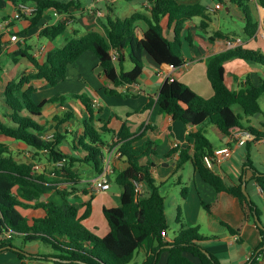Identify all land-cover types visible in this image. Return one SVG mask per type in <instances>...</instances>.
<instances>
[{
	"label": "trees",
	"instance_id": "16d2710c",
	"mask_svg": "<svg viewBox=\"0 0 264 264\" xmlns=\"http://www.w3.org/2000/svg\"><path fill=\"white\" fill-rule=\"evenodd\" d=\"M15 8L20 4L36 6L37 12L31 18L30 29L43 25L47 11L68 13L75 6L74 2L61 0H3ZM152 8L150 16L136 13L124 20L110 21L105 26V34L89 32L85 35L75 34L59 48L48 52L43 62L38 61L22 50L17 55L27 59L34 67V72L22 75L18 80H11L4 92V115L0 117V136L20 142L31 147L36 155L45 154L48 163L55 165L64 162L62 167H55L54 175L63 182H49L45 175L39 172L35 164L18 162L10 147L0 142V252L11 250L19 260H24L28 254L14 246V241L20 238L24 243L42 242L52 249L48 256H32L52 264H130L136 253L143 249L147 258L143 264H159L162 255H167L166 264H221L218 258L203 246V238L199 228H185L178 210L177 223L180 225L178 234L172 241L166 240L169 222L166 215V197L152 174L156 167L154 159L168 160L179 155L177 171L190 163L202 180L214 188L217 193H228L239 200L249 214L261 222V212L242 191L243 181L238 185H227L222 177L205 165V156H213L214 151L210 140L206 137L203 127L217 130L223 137H233L237 132L247 130L254 141L247 145L248 151L252 144L264 140L263 130L251 124L250 118L263 113L260 100L264 99V80L259 85L248 83L245 89L234 91L226 83L225 64L232 60H243L264 68V52L244 45H239L223 53L211 57L207 61V76L213 87L214 96L205 99L178 80H167L160 89L157 106L159 112L170 116L185 126L196 127L190 133V145L177 146L167 154L157 151L158 143L145 140L138 144L145 133L136 134L125 122L117 134L113 144L118 148L128 167L119 172L115 183L122 188L121 205L118 208H104L103 214L109 224L110 232L106 237H99L85 225L92 213L91 202L84 204L85 211L80 215V207L70 201L74 192L69 188L59 189L56 193L59 203L43 202L41 199L48 193V185L77 184L79 174L75 170L77 163L91 166L97 174L104 172L105 142L102 133L108 132L106 124L98 126L102 120L95 119L93 100L86 95H61L37 103L34 99L36 88L33 82L45 80L50 86L56 87L67 79L68 69L74 66L87 52L92 53L103 67V74L113 85L107 89L109 96L126 99L131 94H123L117 89L137 84L144 72L143 57L149 55L157 64H166L173 68H181L184 64V43H192L191 36H184L186 23L194 18H202L200 28L207 30L212 21L211 14L202 4L186 5L177 0H150ZM219 1L221 0H213ZM249 0H230L244 14L245 34L253 37L257 33L258 23L254 20L248 5ZM264 9V0H257ZM167 18L168 27L174 29L171 38L165 33L163 20ZM144 20L148 31L142 40L135 35V24ZM67 30L64 22L47 26L41 30V37L54 40ZM25 31L19 33L20 35ZM216 39H233L219 32L210 37ZM128 50L129 59L133 65L131 71H124V51ZM1 51V48H0ZM118 54L120 65L114 58ZM70 99L79 100L86 110L83 120V134L77 146L84 156L78 158L65 153L61 144L65 136L59 127L73 119L72 113L55 118L56 130L53 139L45 137V127L39 122L43 110L48 104L63 105ZM154 100L146 106L151 108ZM240 106L242 114H237L233 107ZM250 153V152H249ZM247 167L253 171L257 185L264 195V174L252 166L250 156ZM248 170L244 171V174ZM143 184V192L137 197V185ZM75 189L73 188V191ZM187 189H183L186 197ZM35 203L34 206L30 204ZM210 213V206L203 204ZM40 208L44 211L42 218L30 221L21 213V209ZM257 224V222H256ZM257 228L262 237L261 246L255 251L248 264H256L264 255V224ZM232 234L237 231L228 226Z\"/></svg>",
	"mask_w": 264,
	"mask_h": 264
},
{
	"label": "crops",
	"instance_id": "0c3cea01",
	"mask_svg": "<svg viewBox=\"0 0 264 264\" xmlns=\"http://www.w3.org/2000/svg\"><path fill=\"white\" fill-rule=\"evenodd\" d=\"M61 1L74 2L75 6L66 13L69 16V23L65 33L57 39L50 40L41 37V30L61 22L55 17L53 10L45 13L43 25L37 28L30 29V21L23 19L11 21L9 28L6 29L3 23L12 18L15 7L0 0V117L3 121H6L4 115L7 109L4 106V92L7 84L11 80H18L22 75L32 73L35 70L32 64L27 59L17 55V52L29 49L26 50L29 54H32L38 61L43 62L50 50L59 48L58 45L62 47L75 34L80 36L89 32L105 34V26L110 21L124 20L136 13L150 16L152 8L150 0ZM177 1L180 4H202L206 6L212 18L209 28L207 30L200 28L202 18H194L186 23L183 34L185 37L190 35L192 43L186 41L184 43V64L181 68L176 69L166 64L159 65L149 55L145 54L143 57L144 72L138 83L117 89L123 94L135 96L123 99L107 95L106 90L113 88V85L105 77L103 70H98L100 67L99 61L89 52L85 53L74 66L69 67L67 79L56 87L50 86L45 80H36L32 83L36 88L34 99L37 103L61 95H86L94 102L95 119L103 121L98 126L102 127L106 124L108 132L102 133V139L105 142V146L102 148L104 172L97 174L91 166L77 163L75 170L79 174V182L77 184L66 183L70 185L69 191L74 192L69 199L75 206L80 207V215L85 211L84 204L91 202L92 213L89 219L84 221V225L101 238L106 237L110 232L109 224L103 214L104 208H118L121 205L122 188L115 183V177L119 172L127 169L128 164L123 157L115 154L118 148L113 147V144L124 123L128 124L133 133L139 135L145 133V137L138 144L148 139L156 141L158 143L157 151L162 155L167 154L177 146L182 148L189 146L190 133L196 131L197 128L173 121L170 116L159 112L157 99L163 84L167 80H178L197 91L201 97L210 99L214 96L213 87L207 76V61L211 57L239 45L264 52V9L257 3V0H249L248 5L254 20L258 23V30L255 36L246 38L240 37L231 30H221L223 13H226V17L241 19L245 25L242 10L237 5L232 4L230 0H221V2L213 0ZM1 14L4 15L1 16ZM167 25V18H164L165 33L172 38L174 29L167 28ZM148 27L144 20H139L135 24V35L138 39L142 40L144 38ZM211 29L214 31L211 32ZM23 31L26 33L20 35L19 33ZM217 32L228 36L235 42L230 43L228 39H216L211 42L210 37ZM11 35H18L20 41L12 43L10 41ZM238 40H240V43H237ZM28 41L32 42L33 45H28ZM42 48H45V53L36 58L35 52ZM11 54L13 56L11 59L6 58L3 61L2 57L4 55L11 56ZM113 55L119 66L118 54L113 52ZM123 55V69L126 72L131 71L133 65L129 59L128 50H125ZM227 64L225 66L226 83L234 91L245 89L248 83L259 85L264 80V68L259 65L237 59L227 62ZM151 100H154L155 103L151 108L145 109ZM66 113H73V119H71L73 121H68L59 127L60 132L65 136L61 148L67 154L82 158L84 156L82 151L74 149L84 132L82 123L86 118V110L79 100L70 99L63 105H46L43 110V117L39 122L45 127V137L51 136L57 133L55 118L63 117ZM261 126L262 128L259 129L263 130L264 123ZM203 131L205 135L207 132L214 135L213 138L206 135L214 152L226 149L232 151V156L220 166H216L213 171L220 175L229 186L240 184L245 176L246 190L251 196V200L260 210V220L264 224V195L255 181L253 171L247 167L250 156L254 169L264 174V150L261 148L264 142L252 144L251 150L248 151L247 145L252 141H249L246 146H241L233 137H223L217 130L203 127ZM103 134H108L111 139L109 141L105 140ZM0 142L10 147L18 162L33 164L34 161H37L36 152L31 147L6 139L3 136H0ZM113 154L115 158L111 161ZM24 155L27 156V160L28 158L31 160L27 161ZM108 155L110 162L105 164ZM178 159V154L166 161L154 159L156 167L152 169V174L161 189L168 187L169 184L174 185L181 196L180 199L174 193L172 195L177 209L174 221L177 230L172 235L167 234L166 240L172 241L179 232L180 225L176 219L180 209L183 226L185 228H199V235L203 238L202 246L215 255L221 264H248L262 242L255 217L251 216L234 196L225 192L217 193L214 188L202 180L190 163L185 164L182 169L177 171L176 161ZM79 167H82V171ZM245 170L248 171L244 174ZM187 172L190 176L185 179ZM83 176H87V179L85 180ZM95 180L109 182L110 189L106 192L95 191L93 189ZM57 188L59 187L55 184L48 185L47 189L49 191L41 201L59 203L60 199L56 193ZM185 188L187 189L186 197L182 193ZM203 204L210 206V213L204 208ZM30 205L34 206L35 203ZM165 207L167 208V200L165 201ZM21 213L30 221L44 216L42 209L34 207L23 208ZM166 215H168L167 211ZM167 218L169 222V217L167 216ZM228 226L236 230L237 234H232ZM14 246L23 249L29 256L24 260H19L11 250H4L0 252V264H52L32 257L48 256L51 251L41 250L38 245L26 246L24 242L14 244ZM137 254L141 257L140 261L143 264L147 258L146 251L141 249ZM166 263L167 255L164 254L159 264ZM256 264H264V255L258 259Z\"/></svg>",
	"mask_w": 264,
	"mask_h": 264
},
{
	"label": "rangeland",
	"instance_id": "374dc122",
	"mask_svg": "<svg viewBox=\"0 0 264 264\" xmlns=\"http://www.w3.org/2000/svg\"><path fill=\"white\" fill-rule=\"evenodd\" d=\"M3 15L1 14V16H3ZM222 15H223V17H222V20H221L222 21V23H221L222 24L221 30H223V31L225 29L226 30H231V31L237 33L240 37H243V38H246L247 37L246 34H245V31H244L245 25H244L243 21H241V19H239L237 17H233V18L226 17L225 16L226 13H223ZM210 31L212 32L214 30L211 29ZM263 36H264V32H263ZM27 43H28V45H33V43L30 42V41H28ZM60 46L61 45H58V47H60ZM26 50H29V49H26ZM11 57H13L12 54H11V56L4 55L2 57V59H3V61H5L6 58L11 59ZM227 65L228 64L226 63L225 66H227ZM190 89L193 90L191 87H190ZM193 91L198 94L197 91H195V90H193ZM260 102H261V106H262L263 111H264V99L262 98L260 100ZM233 109H234V111L237 114H242V110H241L240 106L236 105V106L233 107ZM250 120H251V123L255 125V127H257V128H260L261 127L262 128L261 124L264 123V113L261 114V115H257L255 117H252V118H250ZM70 121H73V120H70ZM207 126H208L207 124L204 125V127L208 129ZM206 135L208 137H211V138L214 137V135H212V133H210V132H207ZM54 136H55V134L51 135L52 139L54 138ZM103 137H104L105 140H108V141L111 139V137L108 134H103ZM261 148H263V150H264V145H262ZM109 155L107 156V159H106V163L105 164H108L110 162ZM24 156H26V155H24ZM45 156H46L45 154H41V155H38V156L35 155V157L37 158V161H34L33 164H35L37 166V169L39 170V172L41 174L43 173L49 182H63L64 181L63 179H58L54 175V172H55V169L54 168L55 167H59L60 168V165H57V163L55 165H52L51 163H48L47 160H46V158H44ZM25 158L27 160V156ZM114 158H115V156L113 154L112 157H111V161ZM117 158H119V157H117ZM28 160H31V159L28 158ZM81 168L82 167H79V169H81ZM81 171H82V169H81ZM189 176H190V174L187 172L186 175H185V179H188ZM83 178L86 180L87 179V176H83ZM57 187H59L61 189H65V188H69L70 185L69 184H66V185L63 184V185H58ZM161 192L166 197V200H167V208H166V211H167V214H168L167 216L169 217V220H170L169 221L170 229H169V231H168L167 234H171L172 235L177 230V225L174 222L175 221V218H176L177 209H176V205H174V202L175 201L172 198V195L174 193L175 196L178 197V198H180V199H181V196H180V193H179L177 187L174 186V185H170V184H169L168 187H166L164 189H161ZM20 242H24V241L22 239H20V238H17L14 241L13 244H18ZM24 244L26 246H30L31 244L32 245H38L41 250H45L46 252L52 251V249H51V247L49 245H47L45 243H42V242H33V243H24ZM140 259H141V257H139L138 254H137L134 257L133 261L130 264H141Z\"/></svg>",
	"mask_w": 264,
	"mask_h": 264
},
{
	"label": "built area",
	"instance_id": "2783aa9c",
	"mask_svg": "<svg viewBox=\"0 0 264 264\" xmlns=\"http://www.w3.org/2000/svg\"><path fill=\"white\" fill-rule=\"evenodd\" d=\"M254 1V0H251ZM37 8L36 6L33 5H28V4H20L15 8L14 14L10 20L5 21L3 23L4 28L8 29L11 21L13 20H23L26 18H31L34 14H36ZM55 17L60 20L61 22H64L66 25L69 23V16L66 13H58L55 12ZM10 41L12 43H17L20 41V38L18 35H11ZM237 43H240V40H238ZM43 53H45V48H42L35 52V57L37 58L38 56H42ZM47 139H52L51 136H46ZM233 139L238 142L239 145L241 146H246L249 141H254V137L252 134L247 131H239L237 132L234 136ZM260 142H264V140H261ZM116 154L118 156H121V153L119 150L116 151ZM232 156V151L230 149L222 150V151H216L214 152L213 156H205L204 162L205 165L210 168L214 169L216 166H220L223 164L224 161L228 160ZM64 162L57 163V165H60L62 167ZM144 185L143 184H138L137 185V197H140L142 192H143ZM93 189L98 192H106L110 189V184L109 182L105 180H95L93 183Z\"/></svg>",
	"mask_w": 264,
	"mask_h": 264
},
{
	"label": "water",
	"instance_id": "95a60500",
	"mask_svg": "<svg viewBox=\"0 0 264 264\" xmlns=\"http://www.w3.org/2000/svg\"><path fill=\"white\" fill-rule=\"evenodd\" d=\"M98 70L99 71H102L103 70V67L102 66H100L99 68H98ZM243 185H242V191H243V193L245 194V196L247 197V200L250 202L251 201V198H250V196H249V194L247 193V190H246V182H245V176H244V178H243ZM255 220H256V222H257V224H258V226L259 227H262L263 225H262V223L261 222H259L258 221V219L255 217Z\"/></svg>",
	"mask_w": 264,
	"mask_h": 264
}]
</instances>
